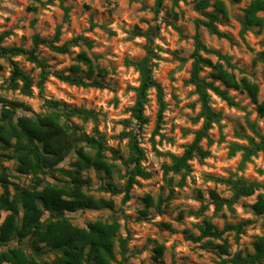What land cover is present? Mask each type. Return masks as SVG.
Instances as JSON below:
<instances>
[{
	"label": "rangeland",
	"instance_id": "1",
	"mask_svg": "<svg viewBox=\"0 0 264 264\" xmlns=\"http://www.w3.org/2000/svg\"><path fill=\"white\" fill-rule=\"evenodd\" d=\"M199 1L163 0L158 8L157 0H0L1 47L30 48L35 34L50 39L58 30V44L77 36L93 42L91 48L83 45L71 48L70 54L55 53L44 46L39 48V56L46 60L51 72L43 84L42 95L37 87L38 68L23 56L0 57V112L4 107L8 108L10 102H18L23 107L16 109L14 119L35 117L47 112L44 100L49 99L96 113L95 120L73 119L72 123L86 134L99 133L104 137L103 155L113 167L110 173L94 169L84 171L82 189L96 200L110 201L112 207L77 210L67 212V216L79 228H87L98 220L119 225L111 264H221L236 253L252 254L258 237H264V213L257 215L252 209L259 196L264 197V154L258 153L242 169L239 167L240 153L229 156L231 143L245 144L240 136H253L248 122L255 123L258 132L264 134V113L258 110V105L264 102V61L258 59L264 52V11L257 13L263 25L251 26L242 33L244 10L254 0H208L207 12L215 11L218 1L224 5L225 13L219 14L217 26L229 39L218 38L198 24L199 20H206L195 9ZM151 29H157L152 38V48L157 55L153 76L162 86L166 102L159 135H153L158 111L154 90H150L145 107L147 125L138 130L131 119L135 102L132 88L138 86L139 75L125 65L126 59L139 60L146 55L147 40L137 36L135 31ZM196 34L209 49L218 51L226 60L203 52L201 56L213 65L221 64L237 82L246 79L256 85V101L243 89L227 88L237 106H229L213 95L211 107L221 113V119L209 131L213 144L208 147L206 140L201 142V147L208 149L210 156L200 161L194 155H188L187 173H165L164 167L172 163L170 154L181 157L202 126V120L198 119V96L194 87L187 84ZM81 52L86 54L88 64L76 60ZM12 61L33 79L31 96H24L9 87ZM76 65L79 72L72 73L71 69ZM56 74L80 76L89 82L97 80L103 87L70 85L58 79ZM200 77L226 89L220 80L214 79L210 67H203ZM131 130L137 134L144 149L142 166L150 176L137 178L124 201L123 193L112 195L103 188L112 184L122 190L125 185L130 149L124 133ZM85 151L94 154L91 149L85 148ZM75 160L76 154L72 151L58 168L73 170ZM229 177L248 183L258 182L262 187L250 196L240 197L231 207L224 205L217 210L210 192L229 199L232 191L215 178ZM38 183H41L39 188L44 183L64 186L70 184V178L59 171L23 174L18 170V161L12 152L0 145V195L7 192L12 196L16 187L32 190ZM7 215V212H0V226ZM206 223L218 229L227 225H246L240 233L228 231L224 234L229 248L228 254L222 255L216 249L221 240L202 238L195 242L190 239V236H200V227H205ZM17 246L32 256L27 240L20 244L15 239L0 244V252ZM159 247L162 248L160 255ZM55 256L49 248L43 247L36 261L54 264Z\"/></svg>",
	"mask_w": 264,
	"mask_h": 264
},
{
	"label": "trees",
	"instance_id": "2",
	"mask_svg": "<svg viewBox=\"0 0 264 264\" xmlns=\"http://www.w3.org/2000/svg\"><path fill=\"white\" fill-rule=\"evenodd\" d=\"M134 1V0H131ZM163 0H157L159 8ZM208 0H201L195 5V9L206 18L205 21H198L211 35L218 38H228L229 36L220 31L217 23L219 14L225 13L224 5L221 1L217 2L215 11L207 12ZM264 11V0H254L245 10L242 20L241 32L245 33L249 27H261L263 21L257 16V13ZM157 29H151L146 32L136 30L137 36L144 37L147 40L146 55L139 60L126 59L125 65L133 68L139 75L138 86L132 88L135 93V102L131 108V119L135 121V126L141 130L148 123L145 115V107L149 101L150 90L155 91L156 102L158 106L156 128L153 135H159L163 123L164 112L166 110L165 94L162 86L155 81L153 69L154 59L157 55L152 48V38ZM60 41L59 30L50 39L42 38L35 34L32 38L30 48L23 47H1L0 57L23 56L40 70V80L37 87L42 95L43 84L51 75L49 66L44 58L39 56V48L44 46L50 51L59 54H70L71 48L86 46L91 48L93 42L86 37L77 36L63 44ZM214 54L220 60H226V57L218 51L209 49L201 40L199 34L195 36V48L193 52V63L191 74L187 80L188 85L194 87V92L200 102V112L198 119L202 120L201 128L195 133L194 139L189 144L181 157L170 154L171 165L165 166V173L173 172L175 174L189 171L186 163L188 155H194L202 161L210 156L208 149L201 147V142L206 140L207 146L213 144L209 135L213 124L219 122L221 113L216 112L211 107L212 96L219 97L229 106H237V102L229 94L227 88L246 90L251 98L256 101V85L243 79L237 82L235 76L225 70L221 64L213 65L208 58H203L201 53ZM260 61H264V52L258 55ZM76 60L88 64L89 60L85 53L77 55ZM203 67L212 68V76L220 80L226 89L207 82L200 77ZM72 73L79 72V66H73ZM58 79L74 86L82 87H103V84L94 80L92 82L84 80L80 76H71L65 74H56ZM33 79L26 74L18 65L12 61V69L9 78V87L12 90L19 91L24 96L33 94ZM8 108L4 107L0 112V145L10 150L14 158L18 161V170L23 174L47 173L59 171L70 178V184L58 186L56 184L41 183L37 184L32 190H25L19 187L15 188V193L10 196L9 193L0 195V212H7L5 220L0 226V244H6L11 240H17L18 244L27 240L32 249V256H29L20 247H14L7 251L0 252V264H39L36 257L40 256L43 247L49 248L56 254L54 264H111L114 261V243L119 225L116 222L107 223L100 220L94 221L87 228L74 226L67 212H74L85 209L111 208L112 203L102 199L96 200L83 191L84 180L82 173L89 169L96 171L111 172L112 164H108L103 155L104 137L97 133L89 135L83 132L82 128L72 123L73 119H80L84 122L95 120L96 113L93 110L84 108L69 107L66 104L45 99L44 105L47 112L35 117H19L14 119L16 109L22 108L23 104L10 102ZM261 114L264 113V102L258 105ZM127 124L131 123L127 121ZM248 126L253 136L242 135L245 144L231 143L229 145V156L233 157L240 153V169L244 168L248 162L258 153L264 154V134H260L255 123L248 122ZM124 137L129 139L128 145L130 156L126 165L125 185L119 190L112 184L103 188L104 191L112 195L124 194L123 200H127L131 189L137 183V178L146 179L150 176L143 166L145 159L144 149L137 140V134L133 130L124 133ZM85 148L94 151L89 154ZM74 151L76 160L72 163L73 170H64L58 166ZM184 173V174H185ZM216 181L230 188L232 197L229 199L221 198L214 191L210 192L212 203L216 209H221L224 205L231 207L240 197L250 196L262 187L258 182L248 183L243 179L215 178ZM255 214L264 213V197L259 196L258 201L252 206ZM47 214V218L44 216ZM246 223L238 225H227L223 229H218L211 223H206L205 227H200V236L192 237L195 242L202 238H211L221 240L222 243L216 246V249L222 255L228 254V244L224 240V234L228 231L240 233ZM124 243V242H122ZM124 247V244H122ZM158 254L162 253V248L157 249ZM230 264H264V237H258L254 244L252 254L241 255L236 253L226 262Z\"/></svg>",
	"mask_w": 264,
	"mask_h": 264
}]
</instances>
